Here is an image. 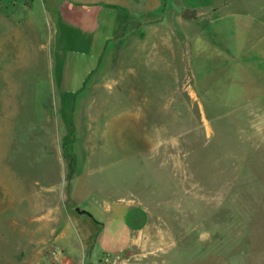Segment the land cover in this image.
<instances>
[{
	"label": "rangeland",
	"instance_id": "374dc122",
	"mask_svg": "<svg viewBox=\"0 0 264 264\" xmlns=\"http://www.w3.org/2000/svg\"><path fill=\"white\" fill-rule=\"evenodd\" d=\"M132 3L144 40L167 31L181 39L174 19L189 8L198 16L185 17L215 15L201 36L216 35L241 52V63L259 67L264 0ZM66 7L65 0H0V264H113L116 253L101 250L94 230L107 215L113 229L129 211L149 216L150 236L133 247L131 262L264 264V94L253 105L226 107L198 84L199 105L186 92L184 61L175 76L146 72L138 81L149 88L148 102L171 108L163 128L157 110L144 116L119 99L123 81L107 88V77L92 93L107 54L93 75L98 58L89 52L100 45H85L89 31L64 18ZM156 19L152 28L143 24ZM252 82L226 83L223 99L243 102L256 90Z\"/></svg>",
	"mask_w": 264,
	"mask_h": 264
},
{
	"label": "crops",
	"instance_id": "0c3cea01",
	"mask_svg": "<svg viewBox=\"0 0 264 264\" xmlns=\"http://www.w3.org/2000/svg\"><path fill=\"white\" fill-rule=\"evenodd\" d=\"M137 1L65 0L67 7L65 10L63 9L64 18H67L66 20L69 23L77 24L86 31H89L90 37L89 35L88 37L86 36L84 40L85 45L92 48L95 46L99 48L100 45V49L97 52H89L90 57L96 54V59L98 58L93 75L98 70L100 71L101 61L103 62L107 54L109 63H106V70L95 75L94 80L88 86L92 89L93 94L97 88L100 91L103 84L108 88L115 80L117 84L123 81L126 86L119 90V99H121V96L123 98L126 97L128 103L124 104L137 105L141 111L146 112L144 116H147L150 109L157 110L156 117H161L162 119V122H159L158 125L163 126V128L165 123L169 125L170 110L168 109L170 105H165L163 102L151 105L148 102L147 92H150L149 88L146 87V90L144 85L138 81L140 75L144 77L146 72L163 77L175 76L177 74L176 63L179 65L181 61H184L191 79L190 87L186 89V92L188 90L187 94H190L189 98L192 100L196 99L199 105L203 104L200 96L197 95L196 87H198V84L203 89L200 90L201 95L203 94L202 92L208 91L212 96V101L226 107H237L242 104L253 105L254 101L264 94V49L259 54V61L257 62L259 67L255 68L254 62L256 61L254 59L251 62V67L250 64L247 66V62L241 63L239 59L241 52L236 53L233 48L232 52L229 42L215 41V37L217 36L213 34L201 36V28L208 23L214 22L213 18L215 15L204 20L198 18L195 11L192 15L196 14L197 16L195 15L194 17L174 16V23L179 25L183 35L181 39H177L178 41L173 37L174 32L172 33L171 31H167L166 35L156 34L153 38L144 40L141 37L142 33L138 35L134 30L135 27L132 25L134 16L129 15L131 14L130 7L132 8L134 5L132 2ZM156 8V6H147V9L151 11ZM158 23V19L143 22L144 26L148 28H152L158 25ZM120 30L121 33H119ZM124 30L126 32L123 34ZM94 33L95 36L93 37ZM129 36H132V38L126 39ZM113 41L116 42L115 46L112 45ZM129 42H131L132 48L135 45L133 51L131 50L130 60L127 59L128 51L125 52ZM108 45L109 51L107 52ZM113 46L114 49L112 50ZM123 56L126 57L124 60H122ZM109 59H111V62ZM248 76L253 78L251 84L255 86V92L249 93V95L246 93L241 103L233 101L232 105H228V102L231 104V101L226 102L223 99L222 93L224 88L222 89V86H225L226 83H234L235 87L239 89L243 88L245 87L243 78ZM89 77H92V73L89 74ZM107 77L111 78L110 81L101 84V81ZM126 79H129L128 83H125ZM235 87L228 91L229 95L235 93ZM167 106L169 108L165 110ZM165 115L168 122L165 121ZM140 117L142 118V112ZM163 128L161 131L164 130ZM130 203H132L131 200L128 202V206H130ZM106 210L110 214V208L107 207ZM129 212L125 218L121 216L116 217L119 223L114 226L112 225L113 229L109 228L110 221H113L111 215H107L106 220H103L102 223L97 222L94 231L97 234H101L98 240L101 250L106 255H110L109 252L114 251L116 255L114 258L112 257L111 262L116 261V264H157V261H130L133 247L145 244L150 239V236L146 232L149 225V216H145L141 212ZM188 242V244H201L200 241L197 242L196 240H188ZM229 252L227 249L226 254H229ZM225 258L228 263L230 261L229 256H225Z\"/></svg>",
	"mask_w": 264,
	"mask_h": 264
},
{
	"label": "water",
	"instance_id": "95a60500",
	"mask_svg": "<svg viewBox=\"0 0 264 264\" xmlns=\"http://www.w3.org/2000/svg\"><path fill=\"white\" fill-rule=\"evenodd\" d=\"M178 7H179V9H181L180 6H178ZM193 13H194V11H192V10H190V9H188V8H184V9L182 10V15H184V16H189V15H192ZM74 210L77 212V214H78L79 216L86 215V216H88V217H90V218H92V219H95V218H94V215H93L90 211H88V210H86V209H84V208H82V207H80V206H76V207L74 208Z\"/></svg>",
	"mask_w": 264,
	"mask_h": 264
},
{
	"label": "built area",
	"instance_id": "2783aa9c",
	"mask_svg": "<svg viewBox=\"0 0 264 264\" xmlns=\"http://www.w3.org/2000/svg\"><path fill=\"white\" fill-rule=\"evenodd\" d=\"M115 262H116V261H113V264H116Z\"/></svg>",
	"mask_w": 264,
	"mask_h": 264
},
{
	"label": "trees",
	"instance_id": "16d2710c",
	"mask_svg": "<svg viewBox=\"0 0 264 264\" xmlns=\"http://www.w3.org/2000/svg\"><path fill=\"white\" fill-rule=\"evenodd\" d=\"M28 5V4H27Z\"/></svg>",
	"mask_w": 264,
	"mask_h": 264
}]
</instances>
